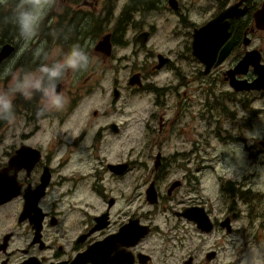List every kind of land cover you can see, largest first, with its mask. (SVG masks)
Wrapping results in <instances>:
<instances>
[{
	"label": "flooded vegetation",
	"instance_id": "af4514ba",
	"mask_svg": "<svg viewBox=\"0 0 264 264\" xmlns=\"http://www.w3.org/2000/svg\"><path fill=\"white\" fill-rule=\"evenodd\" d=\"M61 1L59 0L63 5ZM88 3L90 8L82 13L73 11L74 17H69L67 21H61L68 13L66 8L64 15L62 13L53 15L56 20L54 36L51 38L48 31L49 35L46 37L50 42V48L61 46L69 53L74 44L84 45L86 39L93 38L96 24L107 23L106 19L95 21L94 25H91L89 19L93 17L94 9L92 10V4ZM220 3L214 16L195 29L221 19L226 39L215 48L213 54L215 57L208 62L203 59L204 57H198L193 53V31L188 50L196 62L197 72L189 81L188 88L198 90L200 94L205 92L206 96L209 95V100L214 93L213 88L218 86L233 94L230 96L232 101L241 104L253 93L264 95V90H247V87L258 79L259 67L264 66V47L254 44L257 34H264V28L258 29L255 20V14L259 11H262L264 17V0H238L228 6H225L224 1ZM13 4L14 0H8L7 5H0V14L3 16L6 14L8 21V26L4 29V43L0 41V45L10 44L14 47L13 53L0 63V73H3L10 63L11 73L21 75L37 72L42 64L51 66L53 63L46 61L42 55L39 57L32 55L34 51L31 50L17 56L22 47L20 43L22 38L12 31L13 26L17 28L12 22ZM234 4H240L238 7L235 6L237 7L235 14L245 11L244 15L225 17ZM144 32L150 33V40L153 31ZM144 32L134 38V43L139 48H144L142 45L146 46L149 42L148 40L147 43H142L138 40ZM107 35H111L113 55V45H123L126 33L121 32L119 42L112 39L114 32L110 31ZM38 39H44L41 31L34 42ZM97 45L95 51L102 53L97 50ZM160 57L167 59L164 55L158 54V63L151 69L152 71H160L170 63L169 60L164 67L157 69ZM135 76L139 77L140 85H129L130 79ZM144 78L146 75L143 72L134 73L128 79V86L144 91L151 89L156 97L157 106L164 107L167 96V119L157 113L151 114L154 119L158 117V129L153 127L151 130L153 136L167 137V145L173 139L185 140L177 130L176 123L187 116L192 123V135L196 136L203 115L201 114V117L194 115L197 110L192 108L193 103L189 106L176 102V99L171 101L166 88L144 86ZM69 85L66 82L57 84V92H62L66 97L63 109H51L44 115H38L45 99L41 93L33 94L30 99L23 96V107L12 118L14 121L11 120V123L6 125L2 134L4 139L1 136L0 147L9 139L16 141L13 144L9 143L5 153L0 154V175L6 176V186L11 189L14 187L10 195L16 192L18 195L0 204V264H154V258L147 250L151 238L157 235L160 238L166 237L167 243L173 242L176 247H183L187 241L180 235L183 229L177 224L169 226L163 233L154 225L155 219L160 215L157 212L161 206L165 213L174 215L177 222L183 221L182 225L193 226L199 240L195 253L203 252L210 247L220 248L219 232H225L228 236L234 232L233 226L228 233L220 224L230 216L228 214L230 210L227 214L222 213L221 219H216L212 208L201 201L193 202L194 199L187 196L188 193L199 191L197 184L200 178L197 173H200V169L198 165L194 168L193 164L188 162L196 153L197 146L193 145L190 150L176 149L175 153L166 156L157 141L154 145L156 149L149 158L153 164H136L129 158L125 161H122L123 158L119 159L121 161H108L107 158L108 162L91 164V161H99L98 155L94 153L84 156L78 149L88 141L86 151L92 153L102 142L121 138L122 127L110 122L106 127L108 133L100 129L89 137L83 131L74 132L73 125H80V122L72 123L71 120L80 119L71 117L77 98L75 83L72 88ZM118 91L121 97V91L119 89ZM120 97L115 99L113 95L114 102ZM205 105L209 114L215 112L225 114L224 110L218 111L220 107L211 106L210 102L206 101ZM97 115L95 112L94 116ZM170 115L174 117L173 120L168 119ZM214 121L217 123L218 120ZM44 123L49 126L44 128ZM112 125L117 126L119 131L113 132ZM16 126L20 127L21 131L18 135L15 133ZM48 130L51 132L46 133ZM21 148L28 152V155L20 156L16 164L13 162L14 164L10 165ZM76 155L77 159L72 164ZM151 188L156 198L153 202L150 201L148 194ZM184 189H187V192H181ZM66 201L69 203L66 204ZM140 202L149 204L151 210L140 212L138 204ZM196 207L205 209L211 220L212 230H201L193 220L183 215L185 211ZM140 226L145 227L142 235L145 230H149L146 235H141V238L135 234V230ZM138 231L137 229L136 232ZM218 256L217 250L207 251L198 264H215ZM81 257L85 258L83 263L79 262ZM187 262L197 264L196 257L188 256L182 264Z\"/></svg>",
	"mask_w": 264,
	"mask_h": 264
},
{
	"label": "rangeland",
	"instance_id": "374dc122",
	"mask_svg": "<svg viewBox=\"0 0 264 264\" xmlns=\"http://www.w3.org/2000/svg\"><path fill=\"white\" fill-rule=\"evenodd\" d=\"M177 1L179 2L178 10H173L169 6V0H62L63 5L58 0L57 7L54 6L55 8L48 11L41 26L40 31L44 39L34 42L36 37L32 41L34 43L31 42L23 52L31 50L34 51L32 55H35V50L43 44L44 52L41 55L46 61L55 63L63 60L68 51L63 50L61 46L50 48V42L46 38L49 35L48 31L51 38L54 36L56 20L53 15L56 13L64 15L66 8L68 13L61 21H67L69 17H74L73 11L82 13L90 8L88 3L90 2L92 10L94 9L93 17L89 19L91 25H94L95 21L106 19L107 23L96 24L93 38L86 39L84 45L80 44L85 47L90 57L88 69L80 72L67 71L57 84L66 82L70 84V88L74 83L76 85L77 99L71 117L80 120H71V122H80V125H73L74 132L83 131L88 134V137L100 129L108 133L107 124L113 122L122 127V134L121 138L97 145L92 153L86 151L88 144L86 141L82 148L78 149L79 153L84 156L94 153L98 155L99 161H91V164L100 163V161L105 163L107 158H109L108 161H121L120 158L125 161L129 158L136 164H153L149 158L156 149L154 145L157 141L161 144L166 156L175 153L176 149L190 150L193 145H196L197 151L188 162L190 161L194 168L198 165L200 169V173H197L200 178L197 184L199 191L188 193L187 196L193 198V202L201 201L212 208L213 216L221 219L222 213H228L231 202L230 193L224 184L227 180L234 181L238 188L237 205L232 211L237 213V217L232 220L234 232L230 236L225 232H219L220 248L210 247L203 252L195 253L199 240L193 226L182 225L183 221L177 222L174 215L165 213L161 206L157 212L160 215L155 219L154 225L163 233L169 226L177 224L183 229L180 235L187 241L183 247H176L173 242L167 243L166 237L160 238L157 235L149 240L148 254L153 256L154 264H182L188 256H195L198 264L207 251L214 249L219 252L215 264H240L238 257L246 251V243L250 237L255 243L264 244V180H261L255 171H249L243 175L230 171L227 157L229 154L237 155L239 145L242 144L250 166L264 165V140L249 144L245 138L248 129L264 121V95L253 93L245 103L239 104L230 99L232 93L218 86L213 88L214 93L209 100V95L206 96L205 92L200 94L198 90L188 88L189 81L197 72L196 62L191 51L188 50L194 29L214 16L220 2H226L225 6H228L238 0ZM16 3L17 0H14V7ZM1 16L0 31L4 35L7 18L6 14ZM12 31L19 35L15 26ZM110 31L114 32L112 39L116 42L121 40L119 37L121 32L126 35L123 38V45H113L114 54L106 57L95 51V47ZM144 31H153V35L146 46L142 45L144 48H139L134 43V38ZM20 43L23 46V40H20ZM254 44L264 47V34H257ZM3 46L0 45V47ZM158 54L169 58L170 63L160 71H152L151 69L158 63ZM137 72H143L146 75L143 81L144 86L166 88L171 101L176 99V102L189 106L193 103L192 108L197 110L194 115L197 117L203 115V118H200V128L197 129L196 136L192 135V123L189 116L176 123L177 130L185 140L173 139L167 145V137L153 136L151 130L153 127L158 129V117L154 119L151 114L157 113L167 119V96L165 106H157L156 97L151 89L144 91L129 87L128 79ZM32 73L38 74L36 71ZM13 76L22 75L10 73L8 77L0 79V90H5L6 86H9ZM115 87L121 91V97L116 102L112 95ZM206 101L210 102L211 106L220 107L217 110H224L225 114L218 112L209 114L205 105ZM43 103L45 104V99ZM14 105L16 114L23 107L22 95H16ZM95 112L97 116H94ZM95 117L99 118L95 119ZM168 119L173 120L174 117L170 115ZM214 119L218 120L217 123ZM11 120L14 121V119L0 120V139L1 136L4 139L2 134ZM48 126L47 123L43 124L44 128ZM20 132V127L16 126L15 133L18 135ZM50 132V130L46 131V133ZM9 143L13 144L16 141L9 139L8 142H3L0 154L5 153ZM76 159L77 155L71 163L74 164ZM232 162L235 163V161ZM184 191L187 192V189L181 192ZM65 203L68 204L69 201ZM138 204L140 212L151 210V206L145 202ZM62 209L65 210V208ZM232 212L228 214L231 215ZM233 235L245 241V248L237 253L232 252Z\"/></svg>",
	"mask_w": 264,
	"mask_h": 264
},
{
	"label": "clouds",
	"instance_id": "9594fccd",
	"mask_svg": "<svg viewBox=\"0 0 264 264\" xmlns=\"http://www.w3.org/2000/svg\"><path fill=\"white\" fill-rule=\"evenodd\" d=\"M8 0H0V5H7ZM56 4V0H17L13 9L12 22L17 26L19 35L24 44L17 52L19 56L29 44L38 36L43 21ZM44 52L41 44L35 50V56L39 57ZM14 63V61H13ZM90 64V57L80 44H74L63 60L53 63L51 66L42 64L36 73L28 72L22 76H13L5 90H0V120H10L15 115L14 99L17 94L25 98H31L35 93H41L45 98V104L38 115L51 109L61 110L66 103V97L62 92H57V82L63 75L71 70L73 72L86 71ZM12 63L0 73V79L10 75ZM249 144L257 140H264V121L252 129L247 130L245 137ZM228 169L237 175H243L249 171H255L261 180H264V165H249L244 146L239 145L238 154H229ZM232 161H235L233 163ZM245 248L243 238L233 235L232 252L237 253ZM240 264H264V244H257L250 237L246 243V251L239 257Z\"/></svg>",
	"mask_w": 264,
	"mask_h": 264
},
{
	"label": "water",
	"instance_id": "95a60500",
	"mask_svg": "<svg viewBox=\"0 0 264 264\" xmlns=\"http://www.w3.org/2000/svg\"><path fill=\"white\" fill-rule=\"evenodd\" d=\"M168 3H169V6L173 10L179 9V2L177 0H169ZM239 5L240 4H236V5H234V7L235 6L238 7ZM234 7H232V9H230L225 14V17L230 18V16L232 17L234 15L235 16L244 15L245 11H242L239 14H235L237 7H235V8ZM263 9H264V7H263ZM263 19H264V17L262 15V11H259L258 13L255 14V20H256V24H257L258 29L264 28V23H262ZM149 37H150V33L144 32L138 37V40L141 41L142 43H147L149 40ZM224 37H226V36H225L224 26L221 23V19L213 20V21L209 22L208 24L204 25L203 27H201L199 29H195L194 35H193V53H194V55H196L198 57H204L203 59L205 61H208V62L211 61L212 58L215 57V55H213L215 53L214 52L215 48L218 45H220V43H223L224 40L226 39V38L224 39ZM110 38H111V35L105 36L103 38V40H101L97 45V50L104 53L107 57H110L111 50H112ZM212 47H214V48H212ZM13 51H14V47L12 45H10V44L4 45L0 50V63H2L7 57H9L13 53ZM168 61H169L168 58L166 59V58L160 57L157 69H161L162 67H164ZM257 71L259 73L258 79L256 80V82L249 85L247 87V90H250V91H252V90H264V66L259 67V69ZM138 78L139 77H137V76H135L134 78L132 77L129 81V85L134 86L136 84H139ZM113 95H114L115 99H118L120 97V92L118 91V89H114ZM114 126L115 125L111 126L112 131L118 132L119 130L117 129V126H115L116 128H114ZM26 155H28V152H25L24 149H22V148L19 149L17 151V155L15 156V159H13L11 161L10 165H13L20 156L24 157ZM118 171H121V169H118ZM6 179H7L6 176L3 177L2 175H0V204L6 203L7 200L9 201L12 197H14L15 195H18V192L10 195V191H13L14 187L11 189V187L6 186V184H5ZM225 188L230 192V196L232 198L230 208H229V210L232 212V211H234V209L237 205L236 196H237V189L238 188L236 186V183L232 180H227L225 182ZM148 194H149L150 201L153 202L154 199H156V198H155V194L152 193V188L148 191ZM183 215H185L190 220H193L198 225V227L203 231H210L213 228L211 226V220L209 219V216L205 212L204 208H198V207L192 208V209L185 211ZM236 217H237V213L232 212V214L230 216L225 218V220L220 223L221 227L225 228L228 231V233H230L231 229H232L231 222ZM208 224H210V225H208ZM143 228H145V227L140 226L137 228L139 230L138 232H136L137 229L135 230V234L137 237L141 238L143 235H146L149 232V230H145L144 234L142 235L141 232H143ZM83 255H81V256H83ZM84 259H83V257H81L79 262L83 263ZM187 264H189V262H187Z\"/></svg>",
	"mask_w": 264,
	"mask_h": 264
},
{
	"label": "trees",
	"instance_id": "16d2710c",
	"mask_svg": "<svg viewBox=\"0 0 264 264\" xmlns=\"http://www.w3.org/2000/svg\"><path fill=\"white\" fill-rule=\"evenodd\" d=\"M2 18V16H0V19ZM6 26H8V21H7V24H6ZM5 26V27H6ZM0 41H2V43H4V40H3V38H4V35H3V33L0 31ZM3 45V44H2Z\"/></svg>",
	"mask_w": 264,
	"mask_h": 264
}]
</instances>
